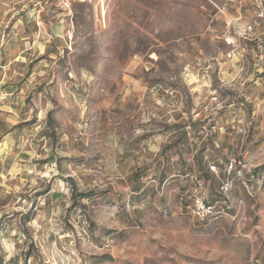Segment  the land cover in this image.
I'll return each instance as SVG.
<instances>
[{"label":"rangeland","instance_id":"1","mask_svg":"<svg viewBox=\"0 0 264 264\" xmlns=\"http://www.w3.org/2000/svg\"><path fill=\"white\" fill-rule=\"evenodd\" d=\"M0 264H264V0H0Z\"/></svg>","mask_w":264,"mask_h":264},{"label":"built area","instance_id":"2","mask_svg":"<svg viewBox=\"0 0 264 264\" xmlns=\"http://www.w3.org/2000/svg\"><path fill=\"white\" fill-rule=\"evenodd\" d=\"M194 210L199 217H208L212 213V204L202 198H197L194 200Z\"/></svg>","mask_w":264,"mask_h":264},{"label":"trees","instance_id":"3","mask_svg":"<svg viewBox=\"0 0 264 264\" xmlns=\"http://www.w3.org/2000/svg\"><path fill=\"white\" fill-rule=\"evenodd\" d=\"M86 196H88V193H84L83 195H81V197L82 198H84V197H86ZM217 199H215V200H212V201H216ZM207 203H210V202H207ZM211 204V203H210Z\"/></svg>","mask_w":264,"mask_h":264}]
</instances>
